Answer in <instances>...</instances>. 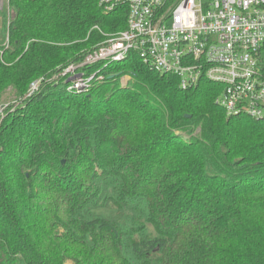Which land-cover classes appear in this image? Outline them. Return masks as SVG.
Returning a JSON list of instances; mask_svg holds the SVG:
<instances>
[{
  "label": "trees",
  "instance_id": "trees-1",
  "mask_svg": "<svg viewBox=\"0 0 264 264\" xmlns=\"http://www.w3.org/2000/svg\"><path fill=\"white\" fill-rule=\"evenodd\" d=\"M100 1L1 10L0 264H264V121L133 53L72 91L126 28Z\"/></svg>",
  "mask_w": 264,
  "mask_h": 264
},
{
  "label": "built area",
  "instance_id": "built-area-1",
  "mask_svg": "<svg viewBox=\"0 0 264 264\" xmlns=\"http://www.w3.org/2000/svg\"><path fill=\"white\" fill-rule=\"evenodd\" d=\"M100 6L107 13L126 7V28L82 66L122 62L133 53L158 72L177 76L181 89L201 78L221 85L216 103L227 115L264 121V0H101ZM76 69L62 75H69L72 91L86 92L94 77ZM38 87L39 81L32 82L26 97Z\"/></svg>",
  "mask_w": 264,
  "mask_h": 264
},
{
  "label": "rangeland",
  "instance_id": "rangeland-1",
  "mask_svg": "<svg viewBox=\"0 0 264 264\" xmlns=\"http://www.w3.org/2000/svg\"><path fill=\"white\" fill-rule=\"evenodd\" d=\"M5 5H6V0H0V28H1V26L5 22L4 21V13L1 11L5 7ZM89 65H92L93 66V64H89ZM94 65H96L97 68L95 70L91 71V72H87L85 74V76L86 77H92V76L95 77L96 76L97 77L96 80L97 81H100L101 80V77L100 76H103L102 73L109 67V65H107V63H105V62L98 63V64H94ZM80 73H83V72H80ZM80 75H82V74H80ZM80 75H77V76H79L80 78H82V79L85 80V78L82 77V76H80ZM69 79H70V77H69ZM127 80H128L127 77H123L122 79H120L121 85H125V83L127 82ZM2 100H7V101L11 100V94H10L9 91H7V93L3 96ZM0 107H2V106H0ZM3 109H5V107ZM68 264H70V263H68Z\"/></svg>",
  "mask_w": 264,
  "mask_h": 264
}]
</instances>
